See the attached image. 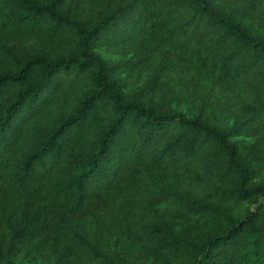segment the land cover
<instances>
[{"label":"trees","instance_id":"16d2710c","mask_svg":"<svg viewBox=\"0 0 264 264\" xmlns=\"http://www.w3.org/2000/svg\"><path fill=\"white\" fill-rule=\"evenodd\" d=\"M263 169L264 0H0V264H264Z\"/></svg>","mask_w":264,"mask_h":264},{"label":"rangeland","instance_id":"374dc122","mask_svg":"<svg viewBox=\"0 0 264 264\" xmlns=\"http://www.w3.org/2000/svg\"><path fill=\"white\" fill-rule=\"evenodd\" d=\"M225 4L228 5L227 9H231V4L225 1ZM247 22H249L247 20ZM94 52L104 61L111 64H115L118 69L119 75L123 78L125 83V91L138 90L144 82L149 79V72L146 67L140 60L137 61V57L134 53L127 48H114L107 45L96 46ZM136 61V63H135ZM208 95V94H206ZM209 100V102L206 101ZM202 100H204L202 102ZM154 101V100H153ZM155 103V101H154ZM182 110L191 109L194 113H200L202 115H216V123H222L224 120H228L226 114L219 103L216 102V97L213 92H210L208 97H203L201 101L197 102V107H191L187 104L181 106ZM234 140H240L242 142H249L247 138H238ZM264 177V169H263ZM10 264H39L38 262H31L22 258H10Z\"/></svg>","mask_w":264,"mask_h":264}]
</instances>
